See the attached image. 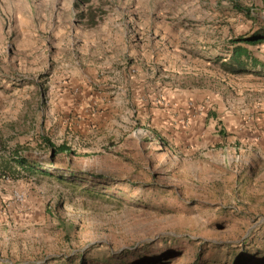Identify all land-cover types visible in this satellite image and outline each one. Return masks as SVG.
<instances>
[{
  "label": "rangeland",
  "instance_id": "rangeland-1",
  "mask_svg": "<svg viewBox=\"0 0 264 264\" xmlns=\"http://www.w3.org/2000/svg\"><path fill=\"white\" fill-rule=\"evenodd\" d=\"M261 28L264 0H0V264H264V69L222 54Z\"/></svg>",
  "mask_w": 264,
  "mask_h": 264
},
{
  "label": "trees",
  "instance_id": "trees-1",
  "mask_svg": "<svg viewBox=\"0 0 264 264\" xmlns=\"http://www.w3.org/2000/svg\"><path fill=\"white\" fill-rule=\"evenodd\" d=\"M237 9L245 14L249 15L251 14L250 10L237 6ZM264 44V28H261L260 30L246 35L241 36L235 39H232L230 41V48H227L223 50L222 54L228 55V58L226 60L225 66L230 69V71H237L238 70H244V69H264V61H262L259 57L253 56L251 51L247 46H258ZM223 135V134H222ZM48 147L54 152V156L58 153H69L71 150L66 145L61 146H54L51 143H47ZM17 163L25 170L32 172V170H35L36 167L32 164H29L28 160L21 157H16ZM252 259V256H244L241 260H239V263H247L250 262ZM65 260H69L66 258ZM84 258L81 259V263H84Z\"/></svg>",
  "mask_w": 264,
  "mask_h": 264
}]
</instances>
